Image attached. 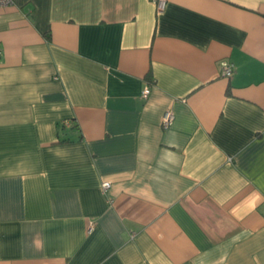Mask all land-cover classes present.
<instances>
[{
  "label": "crops",
  "instance_id": "0c3cea01",
  "mask_svg": "<svg viewBox=\"0 0 264 264\" xmlns=\"http://www.w3.org/2000/svg\"><path fill=\"white\" fill-rule=\"evenodd\" d=\"M166 1L0 8V264H264V0Z\"/></svg>",
  "mask_w": 264,
  "mask_h": 264
},
{
  "label": "built area",
  "instance_id": "2783aa9c",
  "mask_svg": "<svg viewBox=\"0 0 264 264\" xmlns=\"http://www.w3.org/2000/svg\"><path fill=\"white\" fill-rule=\"evenodd\" d=\"M152 3L155 5V8L157 10L158 13H161L164 11L165 7H166V0H151ZM13 2V0H0V8L3 7H7L9 6L11 3ZM233 71V64L231 62H229L228 60H222L220 61V75L222 77H230ZM150 93V87L147 85L146 87H144L142 93H141V97L143 98H147L148 95ZM173 119V115L170 111H166L163 115L162 118V126L163 127H168L169 123L171 122V120ZM110 184L107 181H104L101 184V189L103 191H106L109 188ZM92 229V225L89 227V231Z\"/></svg>",
  "mask_w": 264,
  "mask_h": 264
}]
</instances>
